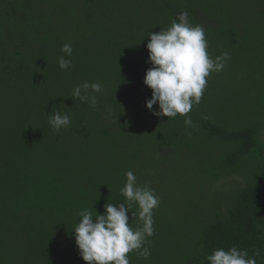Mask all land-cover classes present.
<instances>
[{
  "label": "trees",
  "instance_id": "trees-1",
  "mask_svg": "<svg viewBox=\"0 0 264 264\" xmlns=\"http://www.w3.org/2000/svg\"><path fill=\"white\" fill-rule=\"evenodd\" d=\"M54 1L0 0V264H11L7 256L19 254L21 251L23 254L31 252L32 256L27 260L34 264H87L80 256L75 242L76 222L70 226L54 225L53 212L41 204V195L36 192L37 187L46 191L56 189L69 192V205L62 203V206L72 207L76 211L84 204L93 209L101 207L99 195L102 188L109 189V186L104 185L111 177L119 175L117 183L123 185L127 171L131 170L134 174L143 171L135 170V167L137 161L143 159L149 143L148 136L136 123V126H129L130 119L138 120L139 111L136 110L139 106L131 101L126 103L123 94L133 93V87L142 80L139 78L142 62L137 60L135 68H130L133 75L128 76V73L122 75V69L116 63V58H120L122 54H114L111 48L107 49L114 61L111 66L103 68L96 61L99 57L97 45L100 44L97 35L106 10L104 2L109 0H87L86 5L81 0L75 1L78 8L88 7L93 11L90 23L95 29V36L90 41L85 35L86 11L76 7L72 9L71 30L75 31L76 37L75 42L70 43L73 48L72 56H65L66 59L72 60V65L67 70L59 68L58 60L63 55L58 52H61L62 46L54 42L57 34L50 29L53 17L46 28V18L41 14L44 4ZM132 6L138 12L143 9L140 0H133ZM162 6L164 10L161 15L165 20L176 19L182 11H188L190 17L199 15L192 2H187L185 9L176 4L164 3ZM122 10L127 12L128 8ZM240 14L244 18L261 15L264 22V10L258 13L247 6ZM225 17L227 15L221 16L223 19ZM200 20L214 21L206 16ZM190 21L193 22V19L190 18ZM132 23L136 29L131 32L135 33L138 21L132 19L130 28ZM36 26H40L42 34ZM225 28L226 25L211 30L213 41L219 38L223 41L228 37L227 40L231 44L235 43L232 32L222 37ZM138 29L141 30L140 27ZM259 30L264 33L263 23ZM148 33L142 32L143 35ZM144 40L147 41L148 38ZM126 50L131 53L132 48ZM214 53L215 50L209 54L213 56ZM219 53L221 51L217 47L216 54ZM43 58L45 60H42ZM88 60H94L95 64L91 65ZM240 63L241 65L235 68L227 65L219 76L226 74L234 81L252 80L255 92L242 97L245 100L243 106L236 107L241 99L237 102L232 99L234 96L231 97L233 106L227 108L225 104H221L218 115L224 117V127L211 124L209 119L203 116L191 115L188 116L192 119V125L185 126V117L177 115L160 121L155 141L165 144L168 151L170 147L180 145V139L190 143L188 139L191 137H199L198 143L208 146L215 142V146L226 147L233 142V152L225 163H211L217 170L203 169L207 177H210L208 172L221 173L224 168L236 171L244 159L252 158L253 152L259 153L262 164L253 165L242 174V181L245 182L242 183L245 185L232 190L235 195L229 197L227 206L219 205L221 210L200 226L192 253L185 251L182 260L173 261L171 253L173 247L178 244L177 240L170 236L169 245L172 248L168 247L162 255L166 261L156 263L133 251L128 253L130 264H207L205 257L214 249L227 250L232 246L247 250L250 257L253 253H259L256 257L257 264H264V107L261 103L260 106L256 103L260 87L262 89L259 94L264 96V69L256 73L254 67L250 69L243 62ZM230 71L237 73L233 75ZM107 72H110L114 79L120 76V82L117 81L114 86L122 85L121 102H117L115 114L109 111L101 115L99 111H94L93 115L87 117L81 111V107L87 103L71 98L72 84L85 82V79L79 80L78 76L91 77L102 82ZM71 73H76L77 76H72ZM113 83L114 81L110 82V87ZM215 101L217 104L221 103L219 97ZM207 103L208 99L201 105ZM231 108L240 114L236 118L242 117L245 120L259 114L260 120L251 121L243 128L229 131L225 125L227 126L228 110ZM54 109L70 114L71 121L78 125L74 129L78 138L72 137L68 128H62L58 133L51 128L48 114H52ZM91 126L95 127L91 130L81 129ZM70 138L75 143H71ZM81 139H86L87 143L82 144ZM257 147L261 149L255 150ZM165 155L167 161L172 160L171 154ZM214 159L217 160V157ZM50 164H53L54 168ZM52 171L55 173L54 179L48 175ZM219 179V176H216L210 182L209 192L219 187ZM207 196L209 195L199 192L193 194L200 203H203ZM47 197L49 201L54 202L62 199L58 195ZM73 200L78 201V204L72 206ZM160 234V241L162 244L166 243L169 238L168 229ZM150 247L157 249L160 245L151 243ZM38 249L40 255L36 260L33 257L37 256L35 250ZM50 250L52 251L49 252Z\"/></svg>",
  "mask_w": 264,
  "mask_h": 264
},
{
  "label": "rangeland",
  "instance_id": "rangeland-1",
  "mask_svg": "<svg viewBox=\"0 0 264 264\" xmlns=\"http://www.w3.org/2000/svg\"><path fill=\"white\" fill-rule=\"evenodd\" d=\"M75 1L76 0H55L54 2L44 4L43 6L41 14L46 18L45 26L46 28L49 27L48 22L51 20V17H53L50 29H53V31L56 32L57 37L54 42L60 46L65 43L70 44L75 42V31L71 30L73 18L70 14L72 9L75 7L78 8ZM81 1L84 5L87 4V0ZM132 2L133 0H109L104 2L106 10L103 13V19L100 21V31L97 35V38L100 39V44L97 45V54L99 57L96 61L100 63L103 68L111 66L114 61L112 60L110 53L107 51L108 48H111L114 54H122L120 58H116V63H118L117 66L122 69V75L128 73V76L133 75L130 71L131 66L135 68V62L137 60L142 62L139 73V78L142 80L138 81L133 87V93L125 94L124 92L123 94L125 95L124 101L126 103L131 101L134 105L139 106L136 110L139 111L138 120L135 118L130 119L128 123L129 126L132 127L137 124L139 129L144 130L149 141L143 159L137 161L135 167V170L143 169L142 172H136L135 174L137 184L147 185L154 189L161 201L159 207L153 211L155 220L153 227L155 229V234L152 237H148V240L151 243L159 244L160 247L157 249L150 247L151 254L148 257V260L152 259L156 263L167 260L163 258L162 255L168 247L172 248L169 245L171 236L172 239L174 238L177 240L176 242L178 244V246H175L177 248L173 247L174 249L171 253L172 260L178 262L184 258L185 251L192 253L193 246L197 241V231L200 226H202L204 222L207 223V219L221 210L222 207L219 208V205L227 206V200L229 197L235 195L232 190H236L238 187L245 185V182L242 181V174H245L253 165H261L263 161L262 158L258 156L259 153L253 152L252 158L244 159L242 163L237 166L236 171L224 168L221 173H215L213 171L208 172L210 177H207L203 169L211 170L214 168L211 163H225L229 154L233 152V142L226 147L215 146V142L211 146H208L206 144H199V137L196 139L191 137L188 139L190 143H185V140L180 139V145H174L170 147L168 151L165 144H158V142L155 141L160 121H166L168 117L153 115L152 111L146 107V100L151 98L152 93L151 89L143 83V80L146 71L152 65L147 62L149 53L146 45L150 37L149 35H143L142 32L158 33L161 29L166 30L170 27L173 20H165L161 15L163 14L161 11L164 10L162 6L164 3L180 5L185 9L187 7V2H192V5L198 9L199 15L198 17L191 15L190 18L193 19V22L191 23L194 25L199 24L204 27L205 35L208 40V52L211 53L215 50L214 55L211 57L215 59L216 56L227 52L231 57V59L227 61V65L235 68L236 66L241 65V61L250 69L254 67L257 73L258 70L261 71L264 69V33L259 30L262 23L264 24V22H262L263 17L261 15H256L244 18L240 13L241 10L247 6H250L254 12L262 13L264 10V0H140V4L143 6L141 12L134 9ZM245 2H247V5H245ZM122 8H128V11H121ZM78 9L86 11V25L84 26V30L85 35L91 41L95 36V29L90 23V15L93 11H90L88 7L87 9L83 7ZM225 15H227V17L224 19L221 18V16ZM203 16L214 21H201L200 19ZM132 19H136L138 21V27L141 28V30H139L137 27L135 33L131 32L136 29L134 28V23H132V27L130 28ZM225 25L226 28L222 37L228 36L229 32H232L235 39V43L233 44L227 40L228 37L223 41H221L220 38L213 41L211 30ZM36 28L38 29V32L41 34L43 33L40 26H36ZM206 30H208V32H206ZM144 38H148V40L145 41ZM215 45H217L221 53L216 54L217 47ZM129 47L132 48L131 53H127L126 49ZM58 53H61L64 57L66 56V54L62 52ZM42 60H45V58ZM88 61L91 65L95 64L94 60ZM46 63L48 65L51 64L50 62ZM107 73L105 74V80L102 82L93 80L91 77L83 78L82 76H78L79 80L85 79V81L90 83L100 82L102 84V91L100 93H92V95L97 97V105L93 107L90 103L86 102L87 105L82 106V109L80 108L82 113L87 117L93 115L94 111H99L101 115L105 112L109 113V111H112L114 114L116 113L117 102L120 104V97L122 96L121 92L123 91L121 84L118 87H115L114 85L117 84V81L119 83L121 79L120 76H117L114 79L110 72ZM221 73H223V70L220 72H212L210 74L207 78V87L200 102L195 104L192 110L187 114L208 118L211 124H216L218 127H224L225 124L224 117L218 115L222 103L228 108L233 106L231 102L232 99L237 102L241 99L239 105L236 107L243 106L245 100L242 97L248 93L252 94L255 92L253 90L254 87L252 80L246 82L242 80L234 81L226 74L219 76ZM236 73L237 71H230V74L235 75ZM71 75L77 76L76 73H71ZM112 81H114L112 84L113 87H110V82ZM212 82L213 84H211ZM78 84L82 83L80 82L76 85ZM76 85L72 84V89H74V86ZM261 89L262 87L259 88L260 92ZM259 93V101L257 100L256 103L258 106H260L261 103L264 107V96ZM57 94H59V92H57ZM240 94L242 95L240 96ZM217 97H219V100L221 101L219 104L215 101ZM231 97L233 98L231 99ZM207 99L208 103L202 106L201 104L207 101ZM99 103H101L100 109ZM153 110L159 111L158 103L153 105ZM228 112L229 115L227 118L229 119L227 120V126L225 125V127H227L229 131H232L235 128H243L251 121L260 120L258 113V116L249 117L244 120L242 117L236 118V116L240 114H238L237 111L232 110V108L229 109ZM135 115H137V113ZM250 118L253 119L251 120ZM154 119L156 122H154ZM77 126V124H74L71 121L67 127L68 130L71 131V136L74 138L79 137L74 134V129H76ZM93 127L95 126L84 127L81 129L91 130ZM70 141L71 143H75L71 138ZM218 141L216 140V142ZM80 142L82 144L87 143L86 139H81ZM225 148H228L229 150ZM260 149L261 148L259 147L255 148L257 151ZM166 153L171 154V161L166 160ZM215 157H217V160L214 159ZM151 158L154 159L151 160ZM50 166L54 168L53 164H50ZM214 169L217 170L216 168ZM48 175L50 178H55L54 171L50 172ZM216 176H219L220 178L219 183L217 184L219 187L212 189L209 192V189L211 188L210 182H212ZM118 181L119 175L116 177L114 175L108 180L107 184L104 186H109V189L102 188L99 195L102 205L101 207H96L94 209L87 204H84L78 211L72 207L67 208L66 206H62V203L69 205L67 200L69 192L66 193L56 189L46 191L41 190L40 188L38 189V187L36 192L38 195H41L39 196L41 204H43L46 209L52 210V220L54 225L56 224L57 227H59L60 224L70 226V224L78 222L80 218L79 213L82 210L87 209L93 213L96 211L98 214H103L106 203H112L113 205L122 202L127 203L126 198L123 197L120 192V189L124 184H118ZM198 192L200 194L205 193L206 195H209L203 203H200L198 198L193 197V194H198ZM231 192L232 194H230ZM54 195H58L62 199L57 202H54L53 200L49 201L47 196L52 197ZM72 202V206L78 204V201L76 200H73ZM132 210L136 211L137 215L132 217L131 212H129V223L133 229H136L142 226V222L139 220L138 216V205L134 202L132 204ZM166 228L169 231V238L166 243L162 244L160 241V232L164 233ZM51 251L52 250L49 252ZM35 252L37 253V256H34L33 259L37 260L39 259L38 256L40 255V250H35ZM30 256H32L31 252L23 254L21 251L19 254H10L7 258L11 260V264H34L27 260Z\"/></svg>",
  "mask_w": 264,
  "mask_h": 264
},
{
  "label": "clouds",
  "instance_id": "clouds-1",
  "mask_svg": "<svg viewBox=\"0 0 264 264\" xmlns=\"http://www.w3.org/2000/svg\"><path fill=\"white\" fill-rule=\"evenodd\" d=\"M148 35L147 62L152 66L146 71L143 83L152 94L146 100V107L156 116H184L185 126H191L193 122L187 114L200 102L207 87V78L212 72L222 71L231 57L227 52L215 59L210 56L205 29L191 23L188 11L178 13L166 30L149 32ZM61 52L71 57V44H63ZM58 64L61 70H67L72 60L61 56ZM101 91L100 82L85 81L74 86L71 98L95 107L98 101L92 93ZM157 103L159 111H154L153 105ZM48 116L49 125L57 133L71 122L69 113L57 109ZM125 176L126 182L120 192L127 203H106L103 214L87 209L79 213L80 218L74 227L75 242L87 264H130V252H138L144 259L151 254L148 237L155 234L153 211L159 207L160 197L147 185H138L133 171H127ZM133 202L138 205V216L142 222V226L136 229L130 226L128 215L129 212L132 217L137 215L132 210ZM258 255L253 253L250 257L247 250L232 246L227 250L214 249L205 260L207 264H257Z\"/></svg>",
  "mask_w": 264,
  "mask_h": 264
}]
</instances>
